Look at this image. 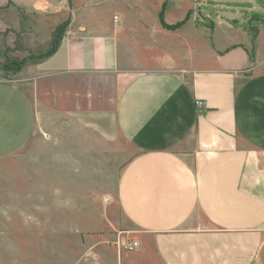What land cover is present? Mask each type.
<instances>
[{
  "label": "crops",
  "instance_id": "1",
  "mask_svg": "<svg viewBox=\"0 0 264 264\" xmlns=\"http://www.w3.org/2000/svg\"><path fill=\"white\" fill-rule=\"evenodd\" d=\"M8 2L31 53L67 26L0 79V159L30 150L41 172L56 156L79 180L118 156L115 210L138 243L121 264H264V0ZM3 38L0 58L18 46Z\"/></svg>",
  "mask_w": 264,
  "mask_h": 264
},
{
  "label": "rangeland",
  "instance_id": "2",
  "mask_svg": "<svg viewBox=\"0 0 264 264\" xmlns=\"http://www.w3.org/2000/svg\"><path fill=\"white\" fill-rule=\"evenodd\" d=\"M24 26L23 11L0 0V34L18 45L16 51L5 54L10 60L0 58L1 80L18 76L22 66L16 67L15 61L29 53H42L50 45L31 53L23 42ZM29 151L0 159V264H121L122 256L132 252L121 242L132 239L122 237L113 199L114 178L120 168L114 162L119 157L113 156L111 173L96 172V176L80 171L79 180H74L76 174L70 168L56 171V156L44 157L50 162L49 170H45V160L41 172H29L26 161L33 158ZM60 159L70 162V157L67 162ZM82 167L87 168L84 160ZM74 193L81 202H72ZM58 194L62 202H56ZM109 196L111 200L106 201ZM105 223L110 226L103 227Z\"/></svg>",
  "mask_w": 264,
  "mask_h": 264
},
{
  "label": "trees",
  "instance_id": "3",
  "mask_svg": "<svg viewBox=\"0 0 264 264\" xmlns=\"http://www.w3.org/2000/svg\"><path fill=\"white\" fill-rule=\"evenodd\" d=\"M179 24H176V25H173V26H168V25H165V27L167 28H175L177 27ZM67 26V21H64L62 22L61 24L57 25L55 27V29L53 30L52 34H51V42H50V45L48 47V49L42 53H39V54H29L27 55L26 57H22L20 60L18 61H15L13 64H15L16 67H21L23 66L24 64H26L27 62L29 61H36V60H40L42 58H45V57H48L49 55H51L52 53L55 52L58 44H59V41L60 39L62 38L63 36V33H64V30ZM255 36V33L253 34V38ZM6 60H10L8 59L7 57H5Z\"/></svg>",
  "mask_w": 264,
  "mask_h": 264
},
{
  "label": "built area",
  "instance_id": "4",
  "mask_svg": "<svg viewBox=\"0 0 264 264\" xmlns=\"http://www.w3.org/2000/svg\"><path fill=\"white\" fill-rule=\"evenodd\" d=\"M197 104H201V103L199 102ZM121 245L127 250H133L138 245V243L137 241L130 240L126 242H121Z\"/></svg>",
  "mask_w": 264,
  "mask_h": 264
}]
</instances>
